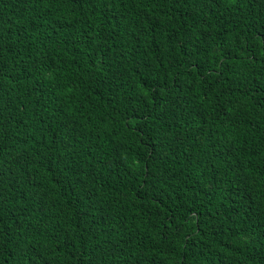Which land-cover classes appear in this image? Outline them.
<instances>
[{
	"label": "trees",
	"instance_id": "1",
	"mask_svg": "<svg viewBox=\"0 0 264 264\" xmlns=\"http://www.w3.org/2000/svg\"><path fill=\"white\" fill-rule=\"evenodd\" d=\"M0 264H264V0H0Z\"/></svg>",
	"mask_w": 264,
	"mask_h": 264
}]
</instances>
